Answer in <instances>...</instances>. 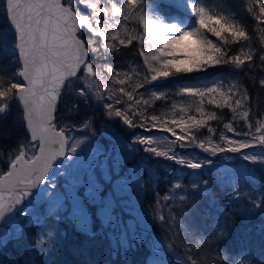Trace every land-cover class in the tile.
<instances>
[{"label":"snow or ice","instance_id":"6c2138e0","mask_svg":"<svg viewBox=\"0 0 264 264\" xmlns=\"http://www.w3.org/2000/svg\"><path fill=\"white\" fill-rule=\"evenodd\" d=\"M172 2L177 8H190L196 18L191 27L146 18L142 0H0V9L13 33L15 65L8 73L9 79H0V114L17 105L19 121L26 133L9 159H4L8 153L0 151V165H6L0 166V188L7 187L9 199L18 203L22 198L18 192L26 195L29 189L45 183L55 189L59 177L64 179L63 190L77 204L78 188L84 187L89 197L98 198L101 186L106 185L108 207L114 210L124 205L135 211L136 201L147 187L140 169L151 174L147 159H140L139 168L132 164L141 150L190 169L203 165L174 154L176 148L194 146L209 156L240 153L254 146L264 150V109L258 111L251 104V93L264 90V47L244 51L249 40L255 38L251 29L238 27L195 0ZM247 3L251 4L247 12L259 25H264V0ZM129 22L135 27L131 32L124 29L122 35L121 24ZM259 31L260 43L264 44V27H259ZM209 33L215 40L208 38ZM148 37L152 41L148 51H144L142 45ZM185 37L195 38L197 48L189 51L196 55H177L183 51L180 44ZM134 41L141 45V50L134 54L142 56L143 63L132 69L131 76L127 73L121 76L110 57L121 47H132ZM100 60L107 62L106 71L111 76L112 87L105 89L106 95L97 83L101 80L97 70ZM219 66H229L232 74L242 80L227 88L223 81H214L204 88L180 89V93L199 98L198 115H184L185 109L181 107L177 116L165 119L149 110L152 102L169 98L166 92L151 91L150 86L160 88L162 84L157 82L170 77L207 73L210 69L219 70ZM65 90L76 93L85 102L95 96L106 117L119 118L131 131H142L125 141L108 128L105 134L113 141V151L105 152L92 143L87 158H82L80 153L97 136L95 121L85 117L74 126L55 115ZM205 101L220 113L206 111ZM225 109L230 113L227 122L223 118ZM72 112L78 113L79 107L69 114ZM211 121L222 124V130L212 127ZM154 129L170 134L172 151L161 150L156 137L146 135ZM202 129L209 134L218 133V137L205 135ZM202 135L204 139L200 138ZM60 157L71 163L62 172L54 171L55 164H63L58 161ZM244 158L248 159L246 155ZM202 184L207 191L208 182ZM192 187L195 189L196 185ZM168 199L165 196L156 203L168 209V216L156 215L165 223L170 218L175 220L172 207L164 203ZM186 199L180 197V201ZM4 201L0 193V215L5 209ZM241 214L247 215L243 211ZM186 255L187 264H197L191 252Z\"/></svg>","mask_w":264,"mask_h":264},{"label":"trees","instance_id":"16d2710c","mask_svg":"<svg viewBox=\"0 0 264 264\" xmlns=\"http://www.w3.org/2000/svg\"><path fill=\"white\" fill-rule=\"evenodd\" d=\"M201 1L211 13L219 12L228 18L229 22L251 29L255 33V38L249 40L244 51H248L249 47L253 51L264 47V44L260 43L259 31V27L264 25H259V21L247 12V8L251 7L247 0ZM171 2L172 0H142L143 14L148 15V12L152 11L158 13L159 8L182 21L191 24L195 22L194 14L191 15V12L183 7L177 8ZM133 27V23H122L121 34L123 35L124 29L131 32ZM13 39L9 22L0 9V79L3 80L10 78L8 73L15 66ZM211 39L215 40V37ZM142 49H149L146 40ZM140 50L141 45L134 41L132 47H121L115 56L110 57L121 76L125 73L131 76L132 69L142 65L143 57L134 54ZM106 64V61L100 60L97 68L101 75V80L97 82L101 84L103 90L100 91L105 95V89L110 87L108 81H111ZM237 80L242 78L233 75L229 66H219V70L210 69L207 73L170 77L157 82L162 84L160 88L150 86L151 91L166 92L169 98L152 102L149 110L165 119H171L179 112L176 110L180 109L181 103H184L188 111L196 109L199 103V98L180 93L181 88L207 87L214 81H223L224 87L227 88ZM140 91L144 92V89ZM145 98H148L147 93ZM251 104L258 111L264 109V90L251 93ZM172 105H175V108ZM77 106L79 112H72L70 115V110ZM204 106L206 111L215 110L220 113V110L207 105L206 101ZM104 111L95 96L91 101L85 102L76 93L65 90L60 98L56 116L65 124L74 126L85 117H92L97 132L93 139L105 152L113 151L112 139L103 132L110 124L112 130L125 141L142 131L129 130L119 118L106 117ZM229 116L228 110H223L225 122ZM19 117L20 110L15 104L0 114V151L9 154L4 159L10 158L11 152L26 135ZM210 125L222 130V124H217L216 121H211ZM150 134L167 138L166 135L155 132V129ZM143 156L149 158L147 168L151 169V174L140 169L142 181L147 186L146 190H143L144 202L147 207L168 216V209L164 204L156 203L165 196L169 197L164 203L172 207L175 220L170 218L165 223L155 219L153 223H149V230L137 229L135 234L129 233L128 229L122 242L123 226L113 219H101L99 206L95 202L87 199L82 202L83 208L90 216L88 228H85L74 215L75 205L72 204L69 193L54 198L53 202L44 201L43 195L31 209L32 215L23 220L18 215L14 224L0 228V264H187L188 252L196 258L197 264H264V170H255L244 176L243 180L230 185L224 181L217 167L190 171L163 157L151 154ZM139 161L137 155L132 164L139 168ZM182 173L185 174L184 179H187L186 189L176 197L171 193V186L181 179ZM190 176L199 181L195 184V189L190 186ZM58 180L63 190L61 185L64 180ZM202 181L208 182L207 191L204 190ZM103 187L108 189L106 185ZM181 196L188 199L180 201ZM117 211L123 215V219L126 218L124 213H120L123 211L120 206L115 209V216H119ZM242 211L247 215H242ZM139 231L142 233L138 234Z\"/></svg>","mask_w":264,"mask_h":264},{"label":"rangeland","instance_id":"374dc122","mask_svg":"<svg viewBox=\"0 0 264 264\" xmlns=\"http://www.w3.org/2000/svg\"><path fill=\"white\" fill-rule=\"evenodd\" d=\"M195 2L203 4L201 0H195ZM187 10L191 12L190 8ZM157 11L158 13H153L152 11V12H148V15L146 14L144 15L146 16V18H159V19H163L165 23L167 22L177 23L178 25L186 27V28L191 27L193 25L190 22L177 19V17L173 16L171 13L166 14V12L161 11L159 8H157ZM213 14L220 15L219 12L213 13ZM191 15H193V13H191ZM208 35L210 36V38H213L211 37L210 33ZM151 41H152L151 37H148L146 39V46L148 48H149V44ZM180 47L183 49V51L178 52L177 55L183 56V55H196L197 54L194 51H189V49L197 48V42L195 38L185 37L184 40L181 42ZM108 82H110V87H112L111 81L109 80ZM98 84L100 85V90H103L101 87V84L100 83ZM211 85L212 84H209L207 86H211ZM195 88H204V87H195ZM183 104L184 103L180 104V108L182 107L185 109V112L183 113L184 115H192L193 113H197V110H196L197 108L192 109L191 111H188L187 107H185ZM125 107L127 106L125 105ZM176 111H179V109ZM190 112H193V113L191 114ZM174 116H177V113ZM109 128L112 129L111 124ZM101 130H103V128ZM105 130L103 131L104 134H105ZM201 131L204 132L205 135H214L218 137V133L209 134L206 132V129H202ZM155 132L158 133L159 131L155 130ZM146 135H151V134L149 133ZM228 135H231V134L228 133ZM200 138L204 139L205 136L202 135ZM170 139L172 138L168 139V138H164L163 136L156 137L157 147H159L161 150L172 151L174 148V144ZM92 143L97 144L96 141H94L93 139V141L90 142L89 146L80 153L82 158H87L89 154V148L91 147ZM113 147L114 145L112 146V148ZM144 154H148V153H144L141 150V152L138 154L139 160L141 158H145L147 159V161H149V158H146L145 156H143ZM174 154L184 157L185 160L199 161L203 165V167L199 169H204L208 167H217L218 168L217 171L221 173V176L224 179V181L230 185L236 184L237 181L243 180L244 176H248L249 173L255 170H259V169L264 170V150H262L260 146H254L252 148L245 149L243 150V152H240V153L218 154L217 156H209L208 154L203 153L200 149L192 146V147H187V148H176ZM245 155L248 157V159L244 158ZM151 156H154V155H151ZM171 162H173L174 164H178L173 160H171ZM70 163H71L70 161L66 160L63 165L58 167L59 172L66 170ZM188 169L190 171L199 170V169H190V168ZM184 177H185V174L182 173L180 177L181 179H179V181L176 182L174 186H171V193L176 197H179V195H181L182 192L186 189L185 182L187 181V179H184ZM58 178H57V187L55 189L51 188V184H50L49 188L45 190L43 194L45 196L44 201L49 202L51 200V202H53L54 198H60L64 193H68L61 189V187L59 186ZM61 179L64 180L63 178ZM189 182L191 183L190 186L199 183L198 179L194 176H190ZM175 185H179V187H175ZM104 188L105 187H103L102 185L101 191L97 194L98 198L89 197L87 195L86 188L84 187L78 188L77 197L79 200V204L73 201L71 194L69 195V198L72 204L75 205L73 209L74 215L77 217V221L79 222V224H81L83 227L88 228V222L90 219L89 213L86 211L85 208H83L84 204H82L83 200H86V199L95 202L99 206V216L101 217V219H104L106 221L108 219H113L119 222L118 224L123 226L124 234L121 237L122 242H124L125 240V232L128 229H129V233L134 232V234L136 233L137 229L138 230H149L150 229L149 223L150 222L153 223L154 220L157 219L156 215L161 214L159 210L151 209L150 207L146 206L144 202V198H143L144 197L143 191H142L140 193L139 198L136 201L135 211H130L128 207L121 205L120 207H121V210L123 211H120V213H124L126 218L123 219L122 217L123 215L119 214L118 211H117V214H119V216L117 215L115 216L116 208L113 210L110 207H108L105 203V197L108 195V189H104ZM81 208L83 209V211H81ZM30 215H32L31 210L29 211L26 210L25 212L19 215V218L23 220L25 217L30 216ZM141 233H142L141 231L138 232V234H141ZM0 235H2V232H0ZM167 249L168 250L170 249L169 246L167 247Z\"/></svg>","mask_w":264,"mask_h":264},{"label":"water","instance_id":"95a60500","mask_svg":"<svg viewBox=\"0 0 264 264\" xmlns=\"http://www.w3.org/2000/svg\"><path fill=\"white\" fill-rule=\"evenodd\" d=\"M59 103V100H58ZM58 106V104H57ZM56 115V113H55ZM163 133V132H160ZM166 135L167 133H163ZM58 161L64 162L65 159L63 157L58 158ZM61 165L59 162L54 165V170L57 166ZM6 174V173H5ZM46 184L37 185L35 188H31L28 190L26 195H23L22 192H18V195H20L22 198L18 203H14L13 200L9 199L11 193L7 189V187L0 188V193H2L5 197L4 201V211L3 214L0 215V227L2 225L11 224L16 220L17 214L21 213L33 206L38 200V198L43 194L45 191Z\"/></svg>","mask_w":264,"mask_h":264},{"label":"bare ground","instance_id":"6f19581e","mask_svg":"<svg viewBox=\"0 0 264 264\" xmlns=\"http://www.w3.org/2000/svg\"><path fill=\"white\" fill-rule=\"evenodd\" d=\"M20 215V213L17 214V216Z\"/></svg>","mask_w":264,"mask_h":264}]
</instances>
